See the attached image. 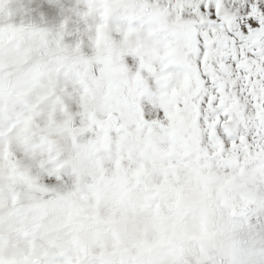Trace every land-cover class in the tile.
I'll list each match as a JSON object with an SVG mask.
<instances>
[{"label": "snow or ice", "instance_id": "6c2138e0", "mask_svg": "<svg viewBox=\"0 0 264 264\" xmlns=\"http://www.w3.org/2000/svg\"><path fill=\"white\" fill-rule=\"evenodd\" d=\"M12 3L0 264H264V0Z\"/></svg>", "mask_w": 264, "mask_h": 264}, {"label": "rangeland", "instance_id": "374dc122", "mask_svg": "<svg viewBox=\"0 0 264 264\" xmlns=\"http://www.w3.org/2000/svg\"><path fill=\"white\" fill-rule=\"evenodd\" d=\"M66 10H70L75 4L76 0H62ZM12 8L17 9V14L12 17L13 22L20 23L22 20L25 23L28 22H41V13L48 8L47 0H13ZM81 7L83 5L81 4ZM65 14H70L66 11ZM64 19V15H61L60 10L57 9L55 16H45L43 18V24L47 27H57L59 23ZM75 16L70 20V25H74ZM69 40L72 38L69 37Z\"/></svg>", "mask_w": 264, "mask_h": 264}]
</instances>
